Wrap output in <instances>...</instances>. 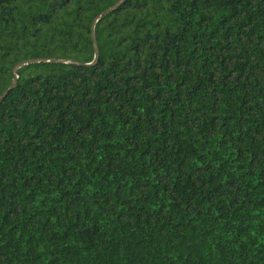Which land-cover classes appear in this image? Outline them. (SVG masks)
Returning a JSON list of instances; mask_svg holds the SVG:
<instances>
[{
	"label": "trees",
	"instance_id": "16d2710c",
	"mask_svg": "<svg viewBox=\"0 0 264 264\" xmlns=\"http://www.w3.org/2000/svg\"><path fill=\"white\" fill-rule=\"evenodd\" d=\"M14 77L0 264H264V0H0Z\"/></svg>",
	"mask_w": 264,
	"mask_h": 264
},
{
	"label": "water",
	"instance_id": "95a60500",
	"mask_svg": "<svg viewBox=\"0 0 264 264\" xmlns=\"http://www.w3.org/2000/svg\"><path fill=\"white\" fill-rule=\"evenodd\" d=\"M121 1H124V0H121ZM111 11L110 10H107L105 12H103L102 14L98 15L92 22V25H91V31H92V40L94 42V37H93V29H94V26L95 24L106 14H108L109 12ZM97 55H98V50H97V47L95 45V42H94V61L97 59ZM31 64H71L70 61L68 60H64V59H58V58H50V59H38V60H33V61H28V62H24V63H21L19 65H17L15 68H14V71H13V74L15 75V72L24 67V66H28V65H31ZM15 85H16V77L13 78L12 82H11V86L5 91L3 92L1 95H0V103L2 102V100L6 97V95L8 94L9 91H11L13 88H15Z\"/></svg>",
	"mask_w": 264,
	"mask_h": 264
}]
</instances>
